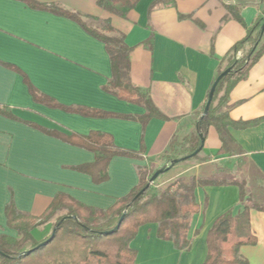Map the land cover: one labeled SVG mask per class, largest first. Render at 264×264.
<instances>
[{
  "label": "crops",
  "instance_id": "0c3cea01",
  "mask_svg": "<svg viewBox=\"0 0 264 264\" xmlns=\"http://www.w3.org/2000/svg\"><path fill=\"white\" fill-rule=\"evenodd\" d=\"M29 1L78 13L91 28L108 21L121 32L131 47V82L148 90L165 119L151 118L142 128L134 119L82 116L35 102L23 76L66 107L132 116L145 113L143 106L103 90L111 78L109 55L80 24L25 0H0V235L12 237L17 232L4 217L10 200L19 212L36 217L57 194L90 209L106 210L138 184L137 166L147 171L165 166L162 155L169 140L194 131L218 69L225 65L221 64L224 54L245 35L236 21L222 22L224 6H241L247 25L257 15L264 17V0H165L152 8L154 0H134L131 8L119 2L99 6L100 0ZM226 109L234 120L264 116V54L232 89ZM92 131L108 133L119 149L137 156H113L108 177L100 183L77 169L94 161L93 152L62 138H84ZM228 131L235 141L230 146L234 155L216 153L221 142L211 129L200 153L202 160L192 167L196 174L215 162L239 170L241 158L264 181V121ZM195 197L199 224L191 231L190 248L176 249L172 241L157 237L156 223L145 224L130 241L137 251L134 264H202L207 232L220 214L240 208L239 189L197 187ZM54 218L40 227L43 232L52 227ZM249 218L256 243L241 246L239 255L248 264H264V212L250 209ZM198 227V234L192 236Z\"/></svg>",
  "mask_w": 264,
  "mask_h": 264
},
{
  "label": "trees",
  "instance_id": "16d2710c",
  "mask_svg": "<svg viewBox=\"0 0 264 264\" xmlns=\"http://www.w3.org/2000/svg\"><path fill=\"white\" fill-rule=\"evenodd\" d=\"M25 1L32 6L76 21L86 32L100 40L104 44L111 64V78L103 86V90L123 101L143 106L145 113L132 116L66 107L40 93L28 78L23 76L35 102L60 108L68 113H79L82 116H117L134 119L141 123L142 128L151 118L165 119L154 105L148 90L131 82L129 58L131 47L126 45L124 35L114 29L108 21H104L103 30H99L88 27L78 13L65 11V9L52 5H39L29 0ZM164 1L154 0L150 8L159 6ZM107 2H119L128 8L134 5V0H100L98 5L106 6ZM224 7L226 14L222 22L236 21L244 28L245 35L224 54L221 64L225 65L218 69L217 75L227 68L231 69L218 82L209 109L196 121L194 131L185 136L176 134L169 140L167 149L162 155V159L169 163L181 158H186V160L201 158L200 153L203 147L198 153L191 155L200 147L201 140L207 138L211 129L217 133L221 142V147L216 153H229V156H233L234 153L230 150V146L235 144V141L228 128L245 129L264 121V116L251 120H234L226 109L232 89L245 78L250 67L264 54V30H262L264 17L257 15L252 23L247 25L241 15V6L225 5ZM109 10L115 11L112 8ZM180 17L188 18L189 15H180ZM240 52L242 54L238 57ZM224 106L225 109H223ZM62 138L93 152L94 161L77 167V169L89 174L95 183L107 179V167L113 156L137 157L134 153L119 149L108 133L92 131L84 138L75 136H62ZM234 170L237 169L224 163L211 177H193L189 184L180 183L176 189L168 186L161 192L155 193L153 184L146 187L153 172L146 176L147 168L137 166L138 184L130 190L128 195L117 200L106 210L90 209L65 194H57L45 212L36 217L19 212L10 200L5 206L4 217L7 226L16 230L18 236L0 235V264H134L137 251L130 246V241L136 236L140 226L149 223H156L159 239L172 241L176 249L186 251L191 245V237L188 235L189 218L200 211L195 189L226 185L238 187L240 208H230L214 220L207 232V253L202 264H248L239 255V248L256 243V238L251 232L249 211L256 209L264 212V206L257 202L245 203L246 179L238 180L232 173ZM142 189L144 191L139 194ZM206 204L207 196H204L203 210ZM105 215L116 216L117 220L112 227L105 230H96L91 227L95 216ZM122 215H124L123 220L116 230L108 234L100 233L114 229ZM64 217L67 218L63 219ZM53 218L50 232L41 240L36 241L33 237L35 229L49 223ZM53 229H55L53 238L39 246L50 237ZM198 232L199 227L193 231L192 236H196Z\"/></svg>",
  "mask_w": 264,
  "mask_h": 264
},
{
  "label": "rangeland",
  "instance_id": "374dc122",
  "mask_svg": "<svg viewBox=\"0 0 264 264\" xmlns=\"http://www.w3.org/2000/svg\"><path fill=\"white\" fill-rule=\"evenodd\" d=\"M95 24H97V29L103 30L104 22H98ZM198 160H202V157L199 159L192 158L180 161L170 167L167 171L160 174L157 179L152 183L154 185L155 193L161 192L168 186L172 189H176L180 183L189 184L190 181H192L193 177H211L221 165V163L219 164V162H215V164H207L206 171H202L196 174L195 169H193L192 167ZM166 165L170 166V163L167 162ZM238 166L239 170H234L232 171V173L234 177H236L238 180L246 179L245 203L251 204L252 202H257L264 206V181L260 179L257 174H255L251 165H249L247 162L245 163L241 158H239L238 160ZM155 170L156 169H154L153 167L150 168L146 172V176L150 175L152 172L154 173ZM116 220V216L113 215H105L103 217L95 216L94 222L91 223V227L96 230H105L112 227ZM189 222L190 229L188 230V235L190 237L192 229L197 227L199 224V214L195 216H190ZM50 230L51 228H47L43 232L41 228H37L33 233V237L36 241L41 240L44 236H46V234L50 232Z\"/></svg>",
  "mask_w": 264,
  "mask_h": 264
},
{
  "label": "water",
  "instance_id": "95a60500",
  "mask_svg": "<svg viewBox=\"0 0 264 264\" xmlns=\"http://www.w3.org/2000/svg\"><path fill=\"white\" fill-rule=\"evenodd\" d=\"M262 30H264V24H263ZM230 69L231 68H227L224 71L220 72V74L217 75L216 78L214 79V81H213V83H212V85H211V87L209 89L208 96H207V100L205 102V105H204V108H203V113H202L201 117L204 116L207 113L208 109H209V106H210L211 101L213 99L214 91H215V88H216L218 82L221 81V79L228 74V72L230 71ZM203 145H204V139L201 140L200 147L198 149H196V152L194 151L191 156H193L196 153H198L202 149ZM183 160H186V158H181L179 160H174L173 162L170 163V166L165 165V166H162L160 168H157L154 171V173L151 175V177L149 178L146 187H148L149 185H151L157 179V177L160 174H162L163 172L167 171L170 167H172L176 163H178L180 161H183ZM143 191H144V189H142V191H140L139 194L142 193ZM123 217H124V215H122L120 217V219L118 220V222H117L116 226L114 227V229L108 230V231H103V232H100V233H102V234H108V233H111L112 231L116 230L119 227V225L121 224V222L123 220ZM66 218L67 217H64L63 219H66ZM54 232H55V229H53L50 237L45 242H42L39 246H41V245L49 242L53 238Z\"/></svg>",
  "mask_w": 264,
  "mask_h": 264
}]
</instances>
